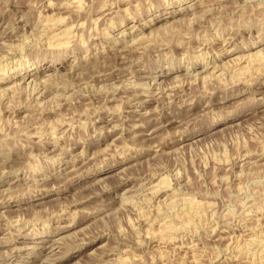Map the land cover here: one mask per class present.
<instances>
[{"label":"rangeland","instance_id":"rangeland-1","mask_svg":"<svg viewBox=\"0 0 264 264\" xmlns=\"http://www.w3.org/2000/svg\"><path fill=\"white\" fill-rule=\"evenodd\" d=\"M0 264H264V0H0Z\"/></svg>","mask_w":264,"mask_h":264},{"label":"bare ground","instance_id":"bare-ground-1","mask_svg":"<svg viewBox=\"0 0 264 264\" xmlns=\"http://www.w3.org/2000/svg\"><path fill=\"white\" fill-rule=\"evenodd\" d=\"M76 4V3H75ZM74 9V8H73ZM40 37V36H39ZM24 79L26 78V77H23ZM30 78V77H29ZM16 83V82H15ZM18 83V82H17ZM129 99V98H128ZM136 134V133H135ZM160 185V184H159ZM165 194V193H164ZM171 200V199H170ZM172 202H173V200H172ZM172 225V224H171ZM124 252V251H123ZM256 256V255H255ZM106 262V261H105Z\"/></svg>","mask_w":264,"mask_h":264}]
</instances>
